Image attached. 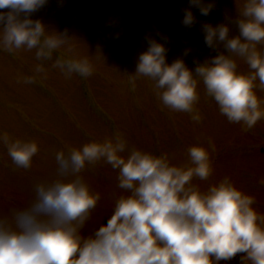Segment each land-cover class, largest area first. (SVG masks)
I'll use <instances>...</instances> for the list:
<instances>
[{
  "label": "clouds",
  "instance_id": "1",
  "mask_svg": "<svg viewBox=\"0 0 264 264\" xmlns=\"http://www.w3.org/2000/svg\"><path fill=\"white\" fill-rule=\"evenodd\" d=\"M47 2L0 0V9H7L0 11V49H35L38 62L22 77L24 83L47 79L50 69L65 78L91 76L95 66L75 52L67 28L57 31L32 18ZM189 5L181 21L186 27L197 22L193 7L207 16L215 0H189ZM238 12L236 35L230 34L231 22L201 25L206 45L223 50L194 69L183 57L168 62L165 35L158 34L160 40L146 35L148 47L129 74L132 89L137 79L148 77L164 106L199 122L202 82L228 121L245 131L253 128L264 120V97L258 95L264 92V0H244ZM238 61L248 70L241 71ZM0 144L16 168H31L39 151L35 140L13 139L7 132L0 133ZM209 150H216L210 138L207 147L189 146L185 162L173 163L169 153L130 146L116 131L55 151L54 171L32 184L27 202L0 210V264H228L237 254L242 264H264V213L254 207L255 196L230 176L206 188L194 182L213 173ZM101 162L117 170V187L124 191L113 195L107 222L90 226L101 193L83 173Z\"/></svg>",
  "mask_w": 264,
  "mask_h": 264
},
{
  "label": "rangeland",
  "instance_id": "2",
  "mask_svg": "<svg viewBox=\"0 0 264 264\" xmlns=\"http://www.w3.org/2000/svg\"><path fill=\"white\" fill-rule=\"evenodd\" d=\"M175 1L169 6L164 0H86L98 11V22L77 0H48L33 12L32 18L42 19L50 29H68L75 52L89 57L95 66L94 73L86 78L79 75L65 78L59 70L50 69L47 79L24 83L22 77L31 75L38 62L35 49L17 53L0 49V133L7 132L13 139L35 140L39 147L32 167L23 169L15 167L6 146L0 144V210L27 202L32 184L54 171L55 151L68 145L80 147L92 140H103L120 131L130 146L157 155L167 152L173 163L185 162L189 146L207 147L210 138L216 149L209 150L213 173L207 180L194 182L206 188L230 176L238 188L255 196L254 207L264 213V183H261L264 154L259 152V147L264 146V120L247 131L240 123L228 121L216 101L206 95L202 82L196 104L202 116L199 122L190 113L175 112L164 106L150 78H139L135 90L131 87L129 74L136 71L138 56L148 47L146 35L157 40H160L158 34L165 35L167 41L161 42L168 48V62L183 57L194 69L196 63L223 50L206 45L201 30L203 23L231 22L230 34H238L233 21L244 0H215V7L207 16L193 7L197 22L192 27H181L174 18L177 13L184 16L189 0ZM185 49L190 50L186 56ZM116 53L120 61L115 59ZM238 63L241 71L248 70L243 61ZM46 64L50 66L51 61ZM82 81L98 100L97 108H92L84 98L79 87ZM258 95L264 97V92ZM114 122L115 130L110 127ZM83 175L101 193L90 226L106 223L107 215L113 210V195L124 191L117 187V170L101 162L88 167ZM236 258L228 264H242Z\"/></svg>",
  "mask_w": 264,
  "mask_h": 264
}]
</instances>
